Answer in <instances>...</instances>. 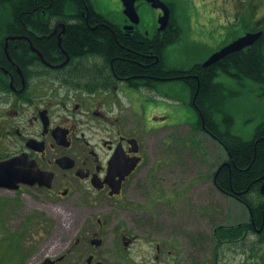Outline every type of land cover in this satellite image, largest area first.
Wrapping results in <instances>:
<instances>
[{"label":"flooded vegetation","instance_id":"af4514ba","mask_svg":"<svg viewBox=\"0 0 264 264\" xmlns=\"http://www.w3.org/2000/svg\"><path fill=\"white\" fill-rule=\"evenodd\" d=\"M21 1L20 9L0 8V162L12 160L22 177L14 189L0 187V208L14 213L21 207L23 214L0 221L15 220L26 230L29 225L31 236V247L24 245L14 261L264 264V200L252 192L256 187L244 196V191L220 190L216 179L226 157L188 189L187 133L181 131L186 127L169 125V119L158 124L154 110L141 108L131 91L148 92L159 81L176 79L138 86L139 80L156 77L149 68L142 75L108 73L104 58L87 51L88 42L73 48L79 30L108 27L116 37L109 23L123 38L142 43L166 30L173 16L178 24L173 4L162 0L171 11L168 26L160 30L158 19L156 30L148 32L139 28V5L152 6L146 0L136 2L138 24L123 6V25L107 18L93 0H67L68 8L61 7L64 0ZM141 110L147 113L143 119ZM198 124L204 130V123ZM189 128L191 134L197 130ZM203 181H213L226 206L210 196L201 199ZM263 186L264 181L259 186L264 197ZM252 196L256 200H249ZM22 200L31 204L30 212L22 209ZM43 208L49 217L35 210ZM239 208L242 216H235ZM220 212L227 215L219 220ZM54 224L65 227L55 233Z\"/></svg>","mask_w":264,"mask_h":264},{"label":"rangeland","instance_id":"374dc122","mask_svg":"<svg viewBox=\"0 0 264 264\" xmlns=\"http://www.w3.org/2000/svg\"><path fill=\"white\" fill-rule=\"evenodd\" d=\"M97 9L110 20L123 25L125 15L123 13L122 0H93ZM175 7V17L182 31L181 38L168 46L165 52V65L180 70L190 69L197 63H204L213 53L249 32L261 21L264 25V0H164ZM141 16L139 28L142 31L153 32L158 27L159 12L147 2H141L138 7ZM216 81L222 82L226 90V110L232 114L234 122L230 126L231 132L246 140L255 137L257 127L264 123V88L263 85L250 79L238 80L234 76L220 72ZM132 93L140 103L141 108L154 110L152 115L156 122L173 125L184 124L186 134L184 157L185 182L189 187L201 175L204 180L212 170L226 159L223 147L217 143L207 132L199 128V113L192 103V93L188 85L181 80H168L157 82L154 90L145 92L144 89L132 88ZM156 107V108H154ZM161 107V109H160ZM154 108V109H153ZM140 118L147 113L141 110ZM220 127L225 129L223 115L216 116ZM198 126V127H197ZM197 128L191 134L190 128ZM196 131V132H195ZM202 200L210 196L219 207L224 204L225 196L216 192L213 181H203L198 184ZM205 191V192H204ZM209 191V192H208ZM215 191V192H214ZM218 194V195H214ZM193 194L188 193L187 199L192 200ZM196 199V198H195ZM21 206L27 212L32 210L31 204L23 201ZM232 206V205H230ZM236 206V204H233ZM232 206V207H233ZM9 211L8 207L0 208V216H22L21 207ZM41 210L46 216L48 213ZM61 213V212H59ZM242 209L236 211L235 216H242ZM226 212L219 213V220L226 216ZM19 222L0 221V264H18L19 252L24 245L30 248L28 227ZM65 227L54 224L53 232H62ZM44 232V231H42ZM35 258L30 257L28 264H32Z\"/></svg>","mask_w":264,"mask_h":264},{"label":"trees","instance_id":"16d2710c","mask_svg":"<svg viewBox=\"0 0 264 264\" xmlns=\"http://www.w3.org/2000/svg\"><path fill=\"white\" fill-rule=\"evenodd\" d=\"M65 3L68 1L61 3L62 8L69 7ZM22 4L21 0H0V8L20 9ZM90 7L93 8V5L90 4ZM172 9L174 13V5ZM175 21L173 16L166 30L155 31L153 35L145 37L142 43L123 38L118 27L110 23L108 25L117 32L116 37L108 27L90 29L87 33L79 30L81 36L77 34L73 39L76 40L73 48L83 49L88 42L87 51L104 58L108 73L114 70L116 73L121 71L123 75H142L146 72L144 69L149 68V73L153 72L156 77L146 82L139 80L138 86L154 87L157 81L163 80L161 78L168 77L185 82L191 90L192 103L199 113V123H204V130L223 147L227 155L225 161L229 164L223 162L216 179L220 190L244 191V196L250 192L249 187L255 186L256 189L252 192H255L257 199L264 200L259 191V186L264 181V123L257 127L255 137L251 140L233 134L230 126L234 119L226 110L227 87L216 81L218 74L224 72L239 81L250 79L264 88V33L253 45L231 53L210 66L197 63L190 69L180 70L167 67L164 61L168 46L182 36L181 28ZM260 22L251 31L264 30V25ZM156 56L159 57L158 61ZM218 114L223 115L225 129L220 127L216 118ZM249 200L256 198L252 196Z\"/></svg>","mask_w":264,"mask_h":264},{"label":"water","instance_id":"95a60500","mask_svg":"<svg viewBox=\"0 0 264 264\" xmlns=\"http://www.w3.org/2000/svg\"><path fill=\"white\" fill-rule=\"evenodd\" d=\"M138 0H122L124 5V13L134 23L140 22V16L136 10V2ZM152 4L154 8H160L164 11L159 18L160 30H164L170 20L171 11L169 6L162 0H146ZM263 35V31L248 32L224 46L220 50L213 53L205 62L204 66H210L225 56L240 51L248 46L253 45ZM22 179L18 171L13 168V161L0 162V187L14 189L16 186L14 182ZM264 187V186H263Z\"/></svg>","mask_w":264,"mask_h":264}]
</instances>
